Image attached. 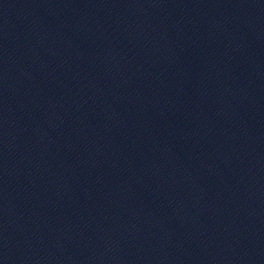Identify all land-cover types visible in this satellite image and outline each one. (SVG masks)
Segmentation results:
<instances>
[{"label":"water","instance_id":"95a60500","mask_svg":"<svg viewBox=\"0 0 264 264\" xmlns=\"http://www.w3.org/2000/svg\"><path fill=\"white\" fill-rule=\"evenodd\" d=\"M0 264H264V188L114 163L0 120Z\"/></svg>","mask_w":264,"mask_h":264}]
</instances>
